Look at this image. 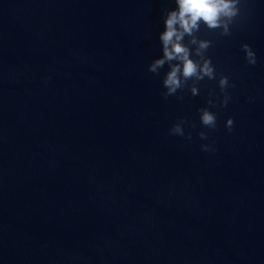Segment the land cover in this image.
Wrapping results in <instances>:
<instances>
[{
	"label": "clouds",
	"instance_id": "1",
	"mask_svg": "<svg viewBox=\"0 0 264 264\" xmlns=\"http://www.w3.org/2000/svg\"><path fill=\"white\" fill-rule=\"evenodd\" d=\"M175 5L174 9L164 13V31L159 34L162 56L154 59L148 67L149 72L159 75L160 70L165 65L168 66L162 80L165 91L161 92V96L165 101L172 96L183 100L181 93L184 91L196 96L200 92L201 81L217 80L215 65L207 55L208 50L213 47V41L200 38L198 34L203 26V29L209 32L218 31L222 37L231 36L232 29L242 14V0H175ZM241 48L245 53L246 62L254 66L257 57L253 48L247 43L242 44ZM217 84L220 93L210 89L206 103L210 107H227L231 100L228 89L235 85L230 84L229 77L223 74H219ZM213 96L217 99L214 100ZM210 107L198 109L199 120L203 128L215 130L217 114L211 111ZM233 124V119L228 118L225 127L229 132L232 131ZM185 125L193 129L196 127L195 123L186 118H179L169 129V135L184 137L190 141L192 135L191 132L185 133ZM198 135L201 140L209 139L207 131L202 130ZM214 143L213 140L210 144H202L201 150L214 152Z\"/></svg>",
	"mask_w": 264,
	"mask_h": 264
}]
</instances>
